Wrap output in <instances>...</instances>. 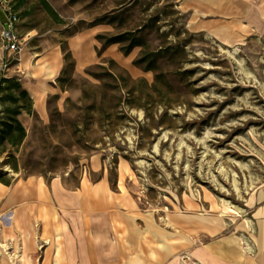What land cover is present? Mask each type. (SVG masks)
Listing matches in <instances>:
<instances>
[{"label": "rangeland", "instance_id": "374dc122", "mask_svg": "<svg viewBox=\"0 0 264 264\" xmlns=\"http://www.w3.org/2000/svg\"><path fill=\"white\" fill-rule=\"evenodd\" d=\"M4 1L24 45L0 78L23 89L31 77L45 81L46 93L17 116L22 142L0 147V241L11 242L12 216L11 253L27 254L26 221L35 230L38 219L78 217V205L57 203L53 178L78 204L81 180L104 176L105 201L123 209L114 219L131 221L141 264L160 261L161 252L163 264H223L214 258L223 255L246 263L257 229L253 197L264 186V0H46L61 23L36 0ZM126 8L121 26L101 22ZM150 17L157 22L145 47L128 55L120 44L102 50L96 39ZM176 43L184 50L156 60L164 77L154 91L124 81L151 86L154 71L132 61Z\"/></svg>", "mask_w": 264, "mask_h": 264}, {"label": "crops", "instance_id": "0c3cea01", "mask_svg": "<svg viewBox=\"0 0 264 264\" xmlns=\"http://www.w3.org/2000/svg\"><path fill=\"white\" fill-rule=\"evenodd\" d=\"M2 56L3 53H0V58ZM36 63L37 66L46 68L42 65L41 58ZM50 66L46 75L55 71V67ZM58 68L60 69V62ZM23 87L33 101L34 108L37 107V101L46 98L45 81L38 86L31 77L24 81ZM40 108L41 113L46 112L45 104ZM117 178L119 182L121 177L118 175ZM106 182L104 176L95 181L86 176L81 180L76 189L79 195L77 218L38 219V228L35 230L32 229V221H26L29 230L24 237L28 247L27 254L25 249H21L22 264H141L146 257H142V253L133 257V241L138 243L139 238L131 235V229L128 228L131 221L114 219V213L123 209L105 201L109 193ZM253 204L257 215V229L252 241L254 253L244 264H264V186L256 191ZM139 251L141 250L137 252ZM214 258H219L223 264H242L245 257H239L237 262L224 255ZM163 261L164 254L161 252L160 261H153L151 264H163Z\"/></svg>", "mask_w": 264, "mask_h": 264}, {"label": "trees", "instance_id": "16d2710c", "mask_svg": "<svg viewBox=\"0 0 264 264\" xmlns=\"http://www.w3.org/2000/svg\"><path fill=\"white\" fill-rule=\"evenodd\" d=\"M26 0H18L19 3H23ZM43 10L52 18L56 23H61L54 10L49 6L46 0H36ZM129 10H112L110 14L106 15L101 22L109 25L121 26L125 22L124 14ZM157 17H150L146 20L145 24H140L139 29H125L122 32L114 35L100 34L96 36V39L101 43L102 50L112 44H120V50L124 55H128L130 51L135 47H145V36L151 33V29L155 26ZM166 34L162 33L161 37H165ZM183 47H179L176 44L168 45L164 48L152 52L150 54L140 52L138 57L132 61L135 67H138L143 72L154 71V81L151 86H147L143 78L136 81H132L129 76L124 78L126 83H139L142 86L148 88L149 91H154L157 84L160 82L164 75L156 70L159 66L156 64L158 58L172 57L178 51H183ZM111 65H114L112 60H108ZM98 67V66H96ZM177 71L178 66H171ZM88 75L95 77V74L87 72ZM109 77H113V74H107ZM123 79V78H122ZM4 85V86H3ZM31 98L25 89L21 88L18 82L7 80L6 78H0V147L2 145L9 147L18 146L25 137V131L22 127L17 116L21 111L30 112L31 110ZM0 152H6V149H1ZM14 169L15 167L12 166Z\"/></svg>", "mask_w": 264, "mask_h": 264}, {"label": "built area", "instance_id": "2783aa9c", "mask_svg": "<svg viewBox=\"0 0 264 264\" xmlns=\"http://www.w3.org/2000/svg\"><path fill=\"white\" fill-rule=\"evenodd\" d=\"M0 10L4 14L8 27V30L5 31L0 24V40L4 53L0 70L3 71L8 68L11 61L18 59L17 57L21 53L24 45V39L19 36L17 31V14L11 10L9 4L4 0H0Z\"/></svg>", "mask_w": 264, "mask_h": 264}, {"label": "bare ground", "instance_id": "6f19581e", "mask_svg": "<svg viewBox=\"0 0 264 264\" xmlns=\"http://www.w3.org/2000/svg\"><path fill=\"white\" fill-rule=\"evenodd\" d=\"M50 190L52 195L55 197L57 203L63 204L62 201H66L68 205H70L72 208L77 207V202H76V196H64V192H68L64 187L60 184L58 178H53L50 184ZM11 223L9 222V236L8 240L11 242H3L0 241V256H1V261H3L4 264H22L21 260V248H18L17 253H11L10 250H13L15 248V245L12 244L14 241V237L16 235V225L14 224V218L8 217V221L11 220ZM6 222V221H5ZM14 224V225H13ZM246 249H249L248 246H246ZM179 258L175 257L173 260V264H179ZM198 264H204L200 258H197Z\"/></svg>", "mask_w": 264, "mask_h": 264}, {"label": "water", "instance_id": "95a60500", "mask_svg": "<svg viewBox=\"0 0 264 264\" xmlns=\"http://www.w3.org/2000/svg\"><path fill=\"white\" fill-rule=\"evenodd\" d=\"M0 24L2 25V27L5 31L8 30L6 19H5L4 14L1 10H0Z\"/></svg>", "mask_w": 264, "mask_h": 264}]
</instances>
